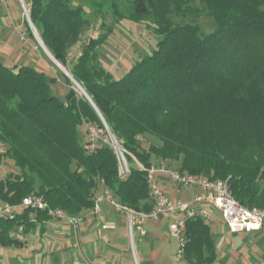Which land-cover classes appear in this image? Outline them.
I'll return each instance as SVG.
<instances>
[{"label": "trees", "instance_id": "obj_1", "mask_svg": "<svg viewBox=\"0 0 264 264\" xmlns=\"http://www.w3.org/2000/svg\"><path fill=\"white\" fill-rule=\"evenodd\" d=\"M24 2L48 52L89 99L66 76L73 88L59 98L52 92L56 79L45 72L0 63V164L14 169L0 177L1 204L19 206L34 195L77 218L105 188L123 206L151 211L142 172L132 167L118 177L105 145L88 153L85 124L102 127L100 115L143 166L163 163L224 180L241 205L264 208V0H132L128 20L150 19L158 42L119 79L98 61L106 38L90 41L69 62L68 48L87 24L79 8L64 0ZM201 16L213 22L209 34L198 24ZM147 136L157 143L146 149L140 138ZM47 210L0 217V247L21 244L10 237L19 225L23 235L43 232L52 219ZM184 239L187 263L213 262L207 223L188 220Z\"/></svg>", "mask_w": 264, "mask_h": 264}, {"label": "crops", "instance_id": "obj_2", "mask_svg": "<svg viewBox=\"0 0 264 264\" xmlns=\"http://www.w3.org/2000/svg\"><path fill=\"white\" fill-rule=\"evenodd\" d=\"M158 186L169 198L186 202H192L193 196L199 192L198 189H191L192 196L183 194L164 176L158 177ZM18 210L21 213L23 209ZM77 218L80 221L77 229L66 219L52 218L43 232L38 227L24 235L21 244L13 248L15 258L9 253L11 248L0 247V264H20L16 261L17 256L24 261L32 259V264L48 263L50 260L56 264H89L91 261L97 264H189L183 257L176 261L174 254L178 241L176 245L172 243L174 237L170 233L171 220L168 217L145 221L143 237L137 231L130 232L127 216L115 212L107 204L101 206L99 215H92L89 209ZM205 223L213 237L215 257L211 264H261L264 256V227L261 231L249 234H232L224 226L219 214L213 211L210 212V220ZM134 234L140 245L138 255ZM73 253L77 257L70 256Z\"/></svg>", "mask_w": 264, "mask_h": 264}, {"label": "rangeland", "instance_id": "obj_3", "mask_svg": "<svg viewBox=\"0 0 264 264\" xmlns=\"http://www.w3.org/2000/svg\"><path fill=\"white\" fill-rule=\"evenodd\" d=\"M21 1H23V4L28 10V19L23 14ZM64 1H66L67 6L71 9L79 8L83 12L84 19L87 20V24L78 35L77 41L68 48L69 62L76 61L90 41L106 38L104 44L97 51L98 61L100 66L106 72H109L114 79H119L124 76L140 57L156 48L158 38L153 32V28H151L152 21L150 19H144L141 22L133 23L128 20L132 8V0ZM175 20H179V18ZM198 24L205 34H209L214 29L212 20L205 16H201L198 19ZM29 33H31V36H29ZM52 58V55L44 46L38 31L30 21L28 4L24 0H6L5 6L0 4V63L8 67L31 65L37 70L45 72L50 77L56 79V84L52 86L53 94L59 98H63L64 94L70 88H73V86L71 87L66 82L64 73L55 64L53 61L54 58ZM57 63L67 72V67L65 68L59 62ZM72 84L74 85L73 82ZM74 87L76 89V85ZM77 95L79 97L85 96L78 91ZM140 140L146 149L150 144L157 143V140L151 136L143 139L140 138ZM13 171V166L9 161L0 164V177L8 175ZM179 191L188 196H192L193 194V190L191 189H179ZM173 239L172 243L176 245L177 239ZM262 242L264 245V240ZM134 246L138 255L140 245L137 242V235L135 234ZM13 248L17 247H11L9 253L14 255L12 257L15 258L16 253ZM177 250L178 248H176L174 255H176ZM129 251L131 252V247ZM76 253L79 252L76 251ZM49 254L51 255L50 252ZM70 256L77 257L74 253ZM16 261L20 264L23 262L32 264L33 262L29 258L24 261L20 256L16 257ZM42 264L56 263L50 260V262ZM72 264H76V262ZM89 264L97 263L91 261Z\"/></svg>", "mask_w": 264, "mask_h": 264}, {"label": "built area", "instance_id": "obj_4", "mask_svg": "<svg viewBox=\"0 0 264 264\" xmlns=\"http://www.w3.org/2000/svg\"><path fill=\"white\" fill-rule=\"evenodd\" d=\"M0 4L6 5V0H0ZM23 14L28 19V10L21 1ZM74 91L85 95L83 89L77 84ZM86 97V96H85ZM102 127L93 124H85V142L88 153H92L99 144L107 146L115 155L117 161V175L124 177L130 173L132 167L142 172L145 177L149 196L153 199V207L148 213L138 212L118 203L107 190L93 197L92 215H99L101 206L107 204L117 213L125 214L128 218L130 232L137 231L141 237L145 235L144 222L147 220L158 221L162 218H170L169 229L171 235L178 241L176 261L183 257L185 239L184 233L188 220L201 219L204 222L210 220V212H216L222 218L224 226L232 234L252 233L261 231L264 227V208H248L241 205L232 195L228 184L224 180H210L201 175H188L168 167L163 163L153 164L145 167L140 164L134 156L117 140L111 133L102 117L99 115ZM131 158L132 163L129 161ZM166 177L178 189H198L193 196L192 202L173 200L165 195L158 186V177ZM18 209H29L35 212L45 211L48 206L41 197L27 196L21 200L19 206L0 204V217L13 221ZM48 215L56 220L66 219L77 229L79 219L69 217L60 210H47ZM23 226L19 225L10 232V237L21 240L23 237ZM261 264H264V256Z\"/></svg>", "mask_w": 264, "mask_h": 264}, {"label": "water", "instance_id": "obj_5", "mask_svg": "<svg viewBox=\"0 0 264 264\" xmlns=\"http://www.w3.org/2000/svg\"><path fill=\"white\" fill-rule=\"evenodd\" d=\"M28 21V20H27ZM28 23H29V21H28ZM53 59V58H52ZM53 61L55 62V64L58 66V68H60V70L64 73V75L66 76V77H68V79L71 81V82H73V83H76L73 79H72V77L65 71V69H63L62 67H60V65L53 59ZM85 96H86V94H85ZM87 97V96H86ZM87 99H89L88 97H87ZM90 102V101H89Z\"/></svg>", "mask_w": 264, "mask_h": 264}]
</instances>
